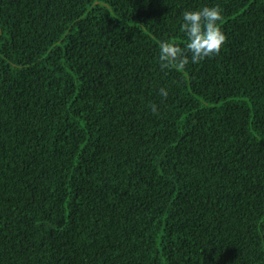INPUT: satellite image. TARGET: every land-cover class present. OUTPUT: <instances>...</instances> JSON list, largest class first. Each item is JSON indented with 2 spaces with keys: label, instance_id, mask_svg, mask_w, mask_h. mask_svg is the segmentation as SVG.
Masks as SVG:
<instances>
[{
  "label": "trees",
  "instance_id": "obj_1",
  "mask_svg": "<svg viewBox=\"0 0 264 264\" xmlns=\"http://www.w3.org/2000/svg\"><path fill=\"white\" fill-rule=\"evenodd\" d=\"M0 264H264V0H0Z\"/></svg>",
  "mask_w": 264,
  "mask_h": 264
},
{
  "label": "clouds",
  "instance_id": "obj_2",
  "mask_svg": "<svg viewBox=\"0 0 264 264\" xmlns=\"http://www.w3.org/2000/svg\"><path fill=\"white\" fill-rule=\"evenodd\" d=\"M221 19L218 6L182 13L181 30L186 36V44L180 47L170 41L160 42L158 59L161 69L183 71L189 62L195 64L219 55L226 42V36L217 23ZM159 94L164 99L168 97L164 88L160 89ZM151 110L154 115L158 114L155 105L151 106Z\"/></svg>",
  "mask_w": 264,
  "mask_h": 264
}]
</instances>
